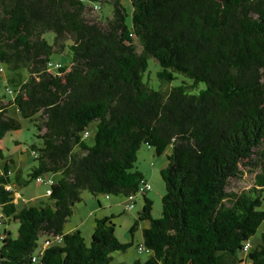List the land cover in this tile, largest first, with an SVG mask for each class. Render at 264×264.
Masks as SVG:
<instances>
[{
  "label": "trees",
  "instance_id": "obj_1",
  "mask_svg": "<svg viewBox=\"0 0 264 264\" xmlns=\"http://www.w3.org/2000/svg\"><path fill=\"white\" fill-rule=\"evenodd\" d=\"M0 68V140L20 128L11 109L41 140L15 183L52 180L17 207L0 147V264H110L141 222L149 256L114 264H264V231L251 240L264 220V0H0ZM143 144L166 159L158 217L134 167ZM245 172L252 184L234 190ZM83 190L124 196L123 211L142 194L130 237L99 200L89 241L65 231Z\"/></svg>",
  "mask_w": 264,
  "mask_h": 264
},
{
  "label": "rangeland",
  "instance_id": "obj_2",
  "mask_svg": "<svg viewBox=\"0 0 264 264\" xmlns=\"http://www.w3.org/2000/svg\"><path fill=\"white\" fill-rule=\"evenodd\" d=\"M127 0H125V3ZM131 20V14L127 17V22H130ZM46 37L52 38V33L47 32ZM61 59L60 55L53 54L52 60H58ZM154 63V62H153ZM151 63V60L149 61L150 68H154L155 64ZM6 75H10V71L5 69L4 73ZM3 86L0 85V94L3 93ZM11 115L16 117L20 122V128L17 130H12L6 132L4 137L2 138L0 145L2 147V152L4 155V160L12 157L14 162L12 163V166L15 167L21 166L23 170V177L24 179L28 178V175L26 174L28 169L32 164H34L35 160L31 156V149L30 146L32 143L39 146L41 144V140L36 137V128L34 126L33 121L23 118L17 113L15 110L11 109L10 112ZM91 135L89 136L88 140L92 141L93 138V131H94V124H92L90 127ZM18 142H15V141ZM24 152V154H23ZM26 158L25 163L22 162V157ZM0 159V164L2 165ZM166 159L164 154L156 155L155 151L152 147H147L145 144H143L140 149L137 152V159L134 163V167L140 171L143 172L144 178L147 182L150 183V189L147 190L145 193H147L149 199L152 201V214L154 217L160 216V209H161V196L164 193V183L162 181V178L160 176V169L165 165ZM255 172H245L242 176V178L235 183L234 190H239L242 188H248L252 184V179L254 177ZM15 174H11L12 181H15ZM48 176V175H43ZM53 176L54 180L59 177L58 173L51 174ZM15 183V182H14ZM16 184V183H15ZM47 184L40 183L36 181L35 179H32L25 184H16L17 191L20 193V197L15 200V204L17 207H22L24 205H37L40 199H46L45 195V188L47 187ZM82 199L79 202H76L74 204L73 213L71 216L68 217V220L65 223L64 229L65 231H71L72 229L78 227L84 237L86 238V241H89V237L91 235L92 229H93V217L95 215H100L101 210L98 206V200L101 202V205H104L102 207L108 208L109 213V207L107 206V203L111 199H121L125 200V197L122 195H109V199L105 197V194L100 193L96 196L91 195L87 190H83L81 192ZM136 203L132 210L130 211H123V208L121 205H114L110 208L112 211L117 214L116 217L113 218V223L115 224V228L117 231V235L120 239H126L127 237H130V232L128 231L130 225L134 222L135 217L137 216L138 211L142 207L143 203V196L142 194H137L135 197ZM119 213V214H118ZM18 223L15 221H11L9 228L12 231V234L16 235ZM142 225L137 227V235L134 238L133 244L128 247L126 250H116L113 251L112 254V261L110 264L114 263H130L133 260L139 258L140 260H145L149 253L148 251H139L137 249L138 244H142V239L140 237V228ZM3 228V227H1ZM264 231V220L262 223L258 226L256 229L254 235L252 236V244L256 245L258 242H260V235ZM127 235V236H126ZM41 239L39 240V243H41ZM38 249H36V252ZM32 264H39L38 262H34Z\"/></svg>",
  "mask_w": 264,
  "mask_h": 264
},
{
  "label": "crops",
  "instance_id": "obj_3",
  "mask_svg": "<svg viewBox=\"0 0 264 264\" xmlns=\"http://www.w3.org/2000/svg\"><path fill=\"white\" fill-rule=\"evenodd\" d=\"M6 77H7V75L6 74H3V72L2 73H0V85H2L3 84V82H4V80L6 79ZM2 140V139H1ZM1 140H0V142H1ZM15 142H18L17 140L15 141ZM0 147H1V145H0ZM2 148V147H1ZM23 154H24V152H23ZM25 155V154H24ZM24 155H23V157H22V162L23 163H25V161H26V158L24 157ZM32 156V155H31ZM10 158H12V157H10ZM13 159V158H12ZM165 164V163H164ZM10 172H11V174H15V176L16 177H18L19 179H20V181L22 180V174H23V170H22V168H21V166H16L15 165V167H13L12 165L10 166ZM140 171V170H139ZM142 174H143V172L142 171H140ZM143 176H144V174H143ZM145 179V178H144ZM14 182H16V181H14ZM14 182H12L11 184H12V187H13V189H14V191H17V189H15L16 188V184H18V183H14ZM18 192V191H17ZM101 203V202H100ZM120 205L121 204V200H119V199H114V200H112L111 201V199L109 200V202L107 203V205H110V206H114V205ZM104 206V205H103ZM145 224V222H141L140 223V225H144ZM135 235V237H136V235H137V231L134 233ZM127 236V235H126ZM128 238V237H127Z\"/></svg>",
  "mask_w": 264,
  "mask_h": 264
},
{
  "label": "built area",
  "instance_id": "obj_4",
  "mask_svg": "<svg viewBox=\"0 0 264 264\" xmlns=\"http://www.w3.org/2000/svg\"><path fill=\"white\" fill-rule=\"evenodd\" d=\"M59 66V64L58 63H56L55 65H54V67L55 68H57ZM0 70H2V68H0ZM6 90H7V92H12L11 91V88L10 87H6L5 88ZM36 181H38V182H40V183H44V184H47V185H50L51 183H52V180L50 179V178H48V177H46V176H37L36 177ZM6 189H10L11 187L10 186H6L5 187ZM143 188H145V189H149L150 188V186H149V184L148 183H145L144 185H143ZM45 193L46 194H49L50 193V190H49V187H47L46 189H45ZM13 197H14V199L16 200V199H18L19 197H20V193L19 192H17V191H14L13 192ZM130 198H131V196H129ZM129 207V206H128ZM1 216H2V212H1V210H0V218H1ZM56 238H60L59 236H56ZM49 243V241H45L44 242V245H47ZM143 247L142 246H139V249H142ZM32 261H35V256H33L32 257Z\"/></svg>",
  "mask_w": 264,
  "mask_h": 264
}]
</instances>
